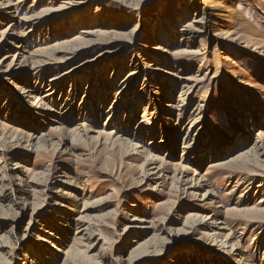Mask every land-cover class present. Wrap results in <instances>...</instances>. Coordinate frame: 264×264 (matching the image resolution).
Wrapping results in <instances>:
<instances>
[{"label": "rangeland", "instance_id": "obj_1", "mask_svg": "<svg viewBox=\"0 0 264 264\" xmlns=\"http://www.w3.org/2000/svg\"><path fill=\"white\" fill-rule=\"evenodd\" d=\"M208 1L0 0V264H264V158L229 161L264 139V0Z\"/></svg>", "mask_w": 264, "mask_h": 264}, {"label": "bare ground", "instance_id": "obj_2", "mask_svg": "<svg viewBox=\"0 0 264 264\" xmlns=\"http://www.w3.org/2000/svg\"><path fill=\"white\" fill-rule=\"evenodd\" d=\"M68 2V1H67ZM66 2V3H67ZM202 2H203V4H204V6L206 5L207 7L209 6V7H211V3L208 1V0H202ZM211 4V5H210ZM65 5V4H64ZM62 7V6H61ZM27 19H29V20H31L32 19V17L30 18H27ZM193 22H196V23H198V24H200V26L202 25V22H203V19L201 18V19H195V20H193ZM204 24V23H203ZM200 26H198V28H201ZM203 27V26H202ZM90 35V34H89ZM87 36V35H86ZM92 36V35H91ZM72 42V41H71ZM78 44H79V42H77ZM72 44V43H71ZM74 44V43H73ZM60 45V44H59ZM56 46V45H55ZM58 46V45H57ZM63 46V45H62ZM58 48V47H57ZM56 50V49H55ZM59 51H60V48H59ZM179 53H187V54H194L195 52L193 51V50H190V51H187V50H181ZM133 73H136V72H133ZM133 73H130V76H132L133 75ZM166 75H171L170 74V72H168ZM53 80V79H52ZM184 80H186V81H188V80H190V77L189 78H184ZM192 82V81H191ZM194 82V81H193ZM192 82V83H193ZM52 86H54L53 84H52ZM193 85H183V87H182V91H181V93H182V98H181V102L184 104L185 103V100H186V97L188 96V95H190V92L192 91V89H193ZM56 90H57V88H56ZM55 92L56 91H54V89L52 88L51 90H49V93H48V96H51V94L53 95V94H55ZM30 92H28V94H29ZM57 95V94H56ZM64 97V96H63ZM36 104L37 105H35L34 106V109L36 110V111H39L40 112V116L42 117V116H49L48 115V112H47V110H45L44 109V107L43 106H39V104H40V101H39V99L38 98H36ZM187 105V104H186ZM182 105V107H183V110L182 111H184V112H187V110H188V107L187 106H189V105ZM46 107V106H45ZM166 107L167 108H175V106H173V103H171V104H168V105H166ZM145 108V111H147V108L146 107H144ZM197 109V108H196ZM67 110V109H66ZM198 110H200V106L198 107V109L197 110H195V112H194V119L191 121V123H193V121L195 122V117H197V115L199 114V112H198ZM144 111V112H145ZM63 113V112H62ZM39 115V114H38ZM148 112H146L145 114H144V116L142 117V118H144L145 116L148 118ZM45 118V117H44ZM145 120V119H144ZM262 121V120H261ZM263 122V121H262ZM92 129V128H91ZM144 131V130H143ZM73 135H75L76 137H79V136H83V135H88V133H93V134H96V137H94V139L95 140H97V141H100V140H104V139H107V140H114V141H116V142H119V143H123L125 146H127L128 148H130V149H132L134 152H135V155H138V156H140V153H141V155H144V156H146V158H148V160L149 161H153V162H161L162 160H161V158H160V156L159 155H156V154H154V153H151V151H142V152H139V150H138V146H136L135 144L133 145V144H131L129 141H127V142H125V141H123V139H121V138H119V137H116V136H112V134L113 133H110V134H106L105 133V131H101V132H96V131H94V130H88V132H87V130H85V128H79V129H77L76 131H74L73 130ZM260 135V134H259ZM259 137H261V136H259ZM151 144V143H150ZM247 145V142H246V140L245 139H243V137H238V139L236 140V143H235V141H234V144L233 145H229L228 146V149L226 150V153L227 154H229V153H231V152H234V151H236V150H239L240 148H242V147H245ZM244 149V148H243ZM243 149L242 150H239V151H242L240 154H238V155H236L235 157H231V159L229 160V161H231V162H238V161H242V163L243 164H246V163H248V166L249 165H251V164H255L256 163V161H254V159H255V157H259V156H263V158H264V139H262L260 142L258 141V143L257 144H254V146L251 148V149H249L248 151H243ZM154 150H155V148H154ZM159 152V151H158ZM263 162L262 163H264V159L262 160ZM153 162L151 163V164H153ZM161 169L162 168H159L158 167V169H157V171H156V175H159V178H162V172H161ZM152 170V169H151ZM163 170V169H162ZM186 172V171H185ZM148 173V172H147ZM153 174V173H152ZM151 175V174H150ZM148 176V175H147ZM146 176V177H147ZM149 177V176H148ZM183 178V177H182ZM262 184H260V186H261ZM213 218V217H212ZM210 219V218H209ZM135 221H136V219H135ZM84 222V221H83ZM140 222H142V220L140 221ZM214 222V221H213ZM80 223H81V220H80ZM138 223V222H137ZM143 223V222H142ZM84 224V223H83ZM213 225V224H212ZM84 226V225H83ZM212 227V226H211ZM89 228V227H88ZM144 228V227H143ZM89 229H91V228H89ZM145 229V228H144ZM222 229V228H221ZM85 231H87V229H82V230H80V234L82 233V232H84L85 233ZM218 231V230H217ZM90 233H93V231L91 232V230H90ZM54 235L52 234V233H49L48 231H43V233H42V235H41V237H40V240H38V241H36L37 243H39L37 246H38V248H41L40 247V244H45V243H47L46 242V240H48V238L49 237H53ZM85 236V235H84ZM88 238L90 237L89 235L87 236ZM213 237L214 238H216L217 240L218 239H221V235H220V233H218V234H213ZM91 238H92V235H91ZM82 240V239H81ZM222 244H223V242H222ZM225 247H229L230 249H231V253H238L237 255L239 256L240 255V257H241V259H243V253H241L239 250L240 249H238V246L237 245H231V246H229V244L228 243H224L223 244ZM145 248L147 247V246H144ZM143 247V248H144ZM227 247V248H228ZM52 249H56L55 247H52ZM57 252H60V250L58 249V250H56ZM239 252H240V254H239ZM33 254H34V256H36V258L38 259V260H40V261H42L43 260V253H42V250L40 249L39 251H33ZM67 255L68 254H70V252L68 251L67 253H66ZM28 257V256H27ZM33 257V256H32ZM55 258H57V257H55ZM30 259H32V258H30ZM32 264L33 263H35L34 262V259H32V262H31Z\"/></svg>", "mask_w": 264, "mask_h": 264}]
</instances>
